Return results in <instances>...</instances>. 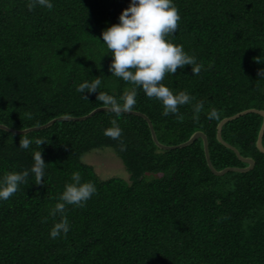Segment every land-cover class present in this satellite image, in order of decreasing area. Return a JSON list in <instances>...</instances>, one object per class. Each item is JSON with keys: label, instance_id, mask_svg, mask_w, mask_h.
<instances>
[{"label": "trees", "instance_id": "1", "mask_svg": "<svg viewBox=\"0 0 264 264\" xmlns=\"http://www.w3.org/2000/svg\"><path fill=\"white\" fill-rule=\"evenodd\" d=\"M129 3L53 0L51 10L29 11L25 0H0V123L24 129L88 114L103 105L96 93L85 97L76 87L99 76L98 91L117 99L135 87L132 110L148 116L161 143L176 145L201 130L216 169L247 166L218 140L217 125L245 109H264V0H174L180 19L167 39L202 64L198 74L185 65L161 81L191 95L178 106L182 118L162 115L159 100L109 71L102 31ZM196 101L204 102L198 118ZM211 107L218 119L207 118ZM114 118L122 129L115 140L103 135ZM262 122L261 114L248 112L224 123L222 138L255 164L223 174L208 165L201 137L161 148L136 113L103 109L24 133L0 128V175L32 165L40 146L20 148L25 136L45 140L46 162L41 183L30 174L0 200V264H264V152L256 145ZM104 147L120 157L128 178L100 177L83 160ZM73 171L97 190L83 207L66 205L70 229L51 238L61 218L51 209Z\"/></svg>", "mask_w": 264, "mask_h": 264}, {"label": "clouds", "instance_id": "2", "mask_svg": "<svg viewBox=\"0 0 264 264\" xmlns=\"http://www.w3.org/2000/svg\"><path fill=\"white\" fill-rule=\"evenodd\" d=\"M29 11L37 7L51 10L54 7L53 0H25ZM179 12L174 0H130V3L119 14L118 22L112 23L102 31L100 38L108 52L112 55L109 71L111 75L122 78L134 86L143 89L149 98H156L163 106L162 115L177 114L178 106L189 103L191 95L180 90L174 92L165 84L161 83L166 73L174 74L177 68L185 65L191 66V72L198 74L202 64L198 63L194 56L189 55L182 45L175 44L167 39L168 34L175 33L178 28ZM264 74V70H262ZM101 79L97 76L92 81L85 80L77 87L78 93H96V100L114 112L117 116L121 112L132 110L136 104L135 87L125 91L119 99L107 92L98 91ZM193 113L198 118L204 109L203 101H196L193 105ZM209 120L218 119L219 113L215 107H211L207 113ZM122 129L117 120H111V126L103 130V135L112 139H119ZM43 138L23 137L19 140V147L28 149L30 144L40 146L39 150L32 154L33 163L29 169L22 171H9L0 175V200L8 199L14 194L20 184L30 174L34 175L35 182L41 183L44 178V166L46 164L41 145ZM125 145L120 144V150H125ZM96 186L91 181H82L79 171L71 173V182L64 185L57 202L51 209V214H60V220L55 222L49 230V236L56 238L66 235L70 229L67 217L64 215L66 205L83 207L96 192Z\"/></svg>", "mask_w": 264, "mask_h": 264}, {"label": "water", "instance_id": "3", "mask_svg": "<svg viewBox=\"0 0 264 264\" xmlns=\"http://www.w3.org/2000/svg\"><path fill=\"white\" fill-rule=\"evenodd\" d=\"M103 109H108V108H106L104 106H99V107H96L95 109H93L92 111H90L88 114H85L83 116H78V117H73V116H59L57 118L51 119L50 121L46 122L45 124H42V125H39V126L28 127V128H24V129H12V128L8 127L7 125L1 124V123H0V128L6 129V130H9V131H13V132H16V133H24V132H27V131L32 130V129H38V128L46 127V126L50 125L51 123H53L57 119H68V120L69 119H73V120L85 119V118L91 116L92 114H94L95 112H97L99 110H103ZM124 112L136 113V114H139V115L143 116L148 121L150 130H151V134H152V137H153V140L161 148L171 149V148L185 146V145L193 142L195 139L201 137L203 139V142H204V150H205V155H206V159H207L208 165L210 166V168L212 169V171L214 173H216V174H223V173H225L228 170L246 171V170L251 169L254 166V164H255L254 159L252 157H249V156L246 157V156L241 155L240 152H239V150L235 146L231 145L230 143H228L227 141H225L222 138L221 131H222V126L228 120H231L233 118H236V117H238V116H240L242 114L248 113V112H257V113H259V114H261L263 116V122H262V125H261V128H260L259 134H258V138H257L256 145H257V147H258L259 150H261L262 152H264V145L262 143V136H263V133H264V109H257V108L245 109V110L240 111V112H238V113H236L234 115H231V116H228V117H224L223 119H221L219 121V123L217 125V138H218V140L221 141L226 146H228L229 148L233 149L236 152V154L238 155V157L242 161H244V162L247 163V166H245V167L230 166V167H225V168L220 169V170L216 169L213 166V164L211 163L210 156H209V149H208V139H207V135L203 131H201V130L195 131L189 137L188 140H186L184 142H181L179 144H176V145H166V144L161 143L158 140V138L156 136L155 129L153 128V124H152V122L150 121V119L148 118V116L146 114H144L142 112H139V111H135V110H128V111H124Z\"/></svg>", "mask_w": 264, "mask_h": 264}, {"label": "rangeland", "instance_id": "4", "mask_svg": "<svg viewBox=\"0 0 264 264\" xmlns=\"http://www.w3.org/2000/svg\"><path fill=\"white\" fill-rule=\"evenodd\" d=\"M83 160L93 164L100 177L115 175L128 178L123 162L110 147L93 149L83 156Z\"/></svg>", "mask_w": 264, "mask_h": 264}]
</instances>
